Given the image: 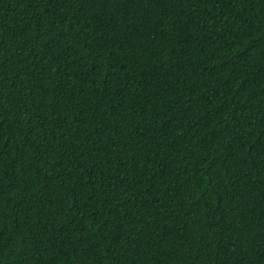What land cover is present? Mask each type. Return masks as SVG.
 <instances>
[{
    "label": "trees",
    "instance_id": "1",
    "mask_svg": "<svg viewBox=\"0 0 264 264\" xmlns=\"http://www.w3.org/2000/svg\"><path fill=\"white\" fill-rule=\"evenodd\" d=\"M0 264H264V0H0Z\"/></svg>",
    "mask_w": 264,
    "mask_h": 264
}]
</instances>
